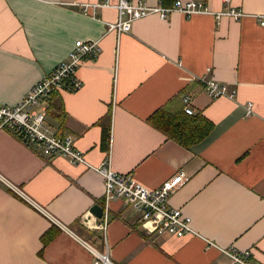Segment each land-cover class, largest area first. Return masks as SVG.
I'll return each instance as SVG.
<instances>
[{
    "label": "crops",
    "instance_id": "obj_1",
    "mask_svg": "<svg viewBox=\"0 0 264 264\" xmlns=\"http://www.w3.org/2000/svg\"><path fill=\"white\" fill-rule=\"evenodd\" d=\"M96 1L0 0V104L20 103L69 61L76 41H99L98 58L78 70L81 89L37 107L47 110L45 131L71 136L95 166L110 156L114 171L148 189L186 173L170 206L192 219L197 236L149 233L124 200L110 203L108 228L97 230L103 177L0 129V264H102L99 255L111 264H230L220 249L231 246L264 264V26L256 18L264 0H198L245 17L150 16L119 39L106 26L116 9L83 11ZM208 80L237 95L211 99ZM187 106L214 124L198 144L182 146L149 123L157 111Z\"/></svg>",
    "mask_w": 264,
    "mask_h": 264
},
{
    "label": "built area",
    "instance_id": "obj_2",
    "mask_svg": "<svg viewBox=\"0 0 264 264\" xmlns=\"http://www.w3.org/2000/svg\"><path fill=\"white\" fill-rule=\"evenodd\" d=\"M114 8L118 17L114 23H107L108 32H113L118 39L132 31L133 24L141 19L157 16L161 20L170 19L175 13H180L187 19L198 15H214L217 18L229 17L241 20L245 14L241 9H230L215 13L198 0H175L170 7L159 3L149 5L144 0H119L117 4L111 0H98L86 4L83 11L90 9ZM256 18L264 26V16ZM101 52L99 41H76L67 63H59L39 83H37L23 100L13 107L0 104V129H8L17 133L25 142L36 145L43 155L51 159L66 158L76 166H85L104 179V198L106 209L104 216L94 225L100 231H106L109 225V205L113 201L124 200L136 213L140 214L142 227L149 233L162 232L183 238L197 236L192 219L183 210L170 206V198L189 181V176L178 172L165 180L158 188L148 189L138 183L132 174H120L112 169L109 156L101 165L95 166L86 159L85 153L79 150L71 136L51 135L44 129L47 117L45 108L37 109L42 102L54 94L64 91L74 92L82 87L77 74L85 61H94ZM205 92L211 99L228 97L233 99L236 90L229 91L227 85L215 80L204 81ZM187 101L191 103V99ZM185 113L194 115L191 107L185 108ZM248 116L254 114V104H247ZM213 245L212 243H209ZM220 251L230 259V264H252V250H238L235 246L221 248ZM102 264H111L107 255H99Z\"/></svg>",
    "mask_w": 264,
    "mask_h": 264
},
{
    "label": "trees",
    "instance_id": "obj_3",
    "mask_svg": "<svg viewBox=\"0 0 264 264\" xmlns=\"http://www.w3.org/2000/svg\"><path fill=\"white\" fill-rule=\"evenodd\" d=\"M149 123L168 139L175 140L185 147L202 142L214 129V124L204 115H188L182 110L176 113L157 111L149 119Z\"/></svg>",
    "mask_w": 264,
    "mask_h": 264
},
{
    "label": "water",
    "instance_id": "obj_4",
    "mask_svg": "<svg viewBox=\"0 0 264 264\" xmlns=\"http://www.w3.org/2000/svg\"><path fill=\"white\" fill-rule=\"evenodd\" d=\"M92 212L97 218H102L104 216L105 210L101 206L97 205L93 207Z\"/></svg>",
    "mask_w": 264,
    "mask_h": 264
}]
</instances>
